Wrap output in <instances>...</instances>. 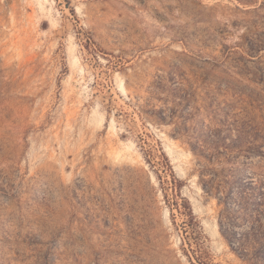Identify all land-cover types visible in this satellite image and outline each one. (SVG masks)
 <instances>
[{"label": "rangeland", "instance_id": "374dc122", "mask_svg": "<svg viewBox=\"0 0 264 264\" xmlns=\"http://www.w3.org/2000/svg\"><path fill=\"white\" fill-rule=\"evenodd\" d=\"M176 199L264 264V0H0V264H198Z\"/></svg>", "mask_w": 264, "mask_h": 264}, {"label": "trees", "instance_id": "16d2710c", "mask_svg": "<svg viewBox=\"0 0 264 264\" xmlns=\"http://www.w3.org/2000/svg\"><path fill=\"white\" fill-rule=\"evenodd\" d=\"M162 159L164 160L160 165L161 167V171H164L165 174H168V176L170 177V180H166V185L169 186L170 188L174 189V190H178L177 193L175 194L176 198L178 197L179 199L186 201L185 198H183L180 194V188L178 186V179L173 175L171 167L169 165V162L167 161V158H165V156L162 155ZM149 165H153L152 161H148ZM160 181L164 184L165 182H163V180ZM204 189L206 190V192H208V188H206L204 186ZM172 206H175L177 211L181 214L184 215L186 218V221L184 224L192 227L195 231H197V242H196V252H199V254L201 255L202 258H196V263L198 264H209V262L211 261V256H210V252L208 249V246L206 244L207 242V238L205 237V235L202 232V228L199 224V222H197L191 207L189 206V204H185L183 206H181L177 199L175 200V202L172 204ZM181 209H184L182 212ZM193 251V250H192ZM189 258H191L189 255H187Z\"/></svg>", "mask_w": 264, "mask_h": 264}]
</instances>
